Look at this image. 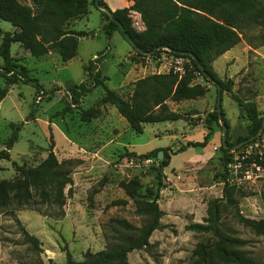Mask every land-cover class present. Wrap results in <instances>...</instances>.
Listing matches in <instances>:
<instances>
[{
	"label": "rangeland",
	"instance_id": "374dc122",
	"mask_svg": "<svg viewBox=\"0 0 264 264\" xmlns=\"http://www.w3.org/2000/svg\"><path fill=\"white\" fill-rule=\"evenodd\" d=\"M20 3L27 5L26 0ZM30 6L32 7V4ZM100 13L96 7L90 5V14L80 23V28L85 25L93 36L79 39L77 54L69 62H62L53 50L34 58L21 46L11 45L10 55L15 65L16 83L9 86L6 97L0 102V150L4 149V144L10 137L9 123L21 126L17 141L9 150L10 160L0 161V179L15 178L16 172L12 162L27 167L36 166L46 158L50 146H53V152L59 161L77 160L78 164L73 173H80L78 169L81 162L74 152L71 151L68 155L63 153L64 142L59 131L65 132L71 138H77L79 132L84 131V137L86 133H94L98 127L104 126L106 134L114 133L111 137L121 133V138L118 137L114 142L130 143L131 150L138 155L154 151L157 146L162 147L159 149L168 150L169 146L175 147L174 139L159 135V132L164 133V127L169 125L166 123L145 124L141 134L129 132L126 121L120 120L115 108L100 104L103 89L100 86L94 88L92 77L85 72L89 66L108 89L127 98L132 93L136 80L154 73H166L173 66L183 67L184 60L176 64L175 59L167 53L158 57L135 56L130 43L118 32L113 33L109 39L106 38ZM102 21L105 22L103 17ZM12 28L8 22L0 20L2 31L10 32ZM66 28L71 30L69 25ZM11 32H14V28ZM260 35H264V26L248 32L228 55L219 58L215 63L217 76L224 82L228 79L233 82L232 94L223 93L221 96V110L229 131L226 142L235 145L232 148L233 154L229 152L231 157L240 155L243 146L235 149L239 145L236 143L248 136L251 125L239 102L254 103L258 116L264 117V41L256 39ZM248 37H251L250 42ZM93 55L97 56L94 61L91 58ZM12 79L11 73L5 77L0 73V88L5 86L6 80ZM193 83L205 88L204 96L186 103L180 108V113L191 124L202 123L207 126L205 117L214 110L216 88L202 76H196ZM80 84L84 88L72 100L71 91L75 85ZM87 90L90 92L85 93ZM82 95L84 103L81 107L79 96L81 99ZM89 112L93 115L87 114ZM191 114L196 116L190 118ZM91 119L95 120V124L87 125L85 121ZM183 123L179 120L172 124L177 132H182ZM210 126L212 131H217L222 136L220 121L212 122ZM97 143L93 140V145ZM56 145L58 148L55 150ZM188 150L177 154H170L168 151L170 161L162 170L163 176L160 180L156 173L158 159L149 163L140 159L139 165L128 167L127 161L130 157L124 156L121 148L105 151L101 161L102 165L107 162L105 167L92 171L87 186L81 189H73L71 186L64 206V215L61 217L54 215V207L42 208L45 215L32 211L28 213L30 219L21 223L17 220V213L31 210L13 213L0 210V264H64L67 253L72 260L81 261L86 251L94 253L104 249L108 238L115 235L107 227L109 219L126 220L133 226L140 227L145 219L135 214L132 201L119 187L120 182L132 178L141 182L140 196L157 195L159 209L163 212L160 219L163 228L152 233L147 249L131 252L128 255V263L193 264L192 250L197 243L208 241L210 235L195 233L186 230V227L201 224L206 217L207 202L222 197L223 182L220 175L224 174V170L218 149L211 161L200 167L195 165L189 173H185L188 178H177L171 169L175 168L174 171L180 173L188 166L186 162L194 153V150ZM190 161L193 162V158ZM252 164L264 166V162L252 157L241 161V171H247L248 176L242 178L243 181L237 188L242 193L237 198V209L242 216L259 220L264 219V174L256 171ZM188 179L190 182L192 180V183L194 181L195 187L211 185V188L199 190L204 193L202 198H199L202 199L201 202L198 199L195 203L193 199L186 198V191L178 188H182L183 184L188 187ZM176 180L178 186L174 185ZM68 188L69 186L66 192ZM118 200H126L128 204L110 206L113 201ZM69 206H74L75 210L70 211ZM221 221L234 236L244 241V249L255 264H264V235H255L249 228L239 224L236 220V210L233 208H227L222 213ZM22 230L36 235L33 236L39 241L37 247L25 240Z\"/></svg>",
	"mask_w": 264,
	"mask_h": 264
},
{
	"label": "trees",
	"instance_id": "16d2710c",
	"mask_svg": "<svg viewBox=\"0 0 264 264\" xmlns=\"http://www.w3.org/2000/svg\"><path fill=\"white\" fill-rule=\"evenodd\" d=\"M132 4L127 9L111 12L117 23L111 21L105 12L101 11L105 23L102 26L107 39L113 32H118L123 39L128 35L134 47L132 50L137 57H158L167 53L174 59H183L182 73L169 69L167 73H154L138 79L129 97L123 98L107 88L99 76L87 67L86 71L93 79L94 87H102L103 95L100 104L110 105L123 118L129 129L135 134L143 132L144 124L177 121L182 115L173 112L166 105L167 101L180 103L191 101L204 96L205 88L193 83L196 76H202L198 65L220 87L223 93L232 94L233 82L221 80L212 67L214 60L234 48L250 31L264 26V0H129ZM99 3L103 6L102 0ZM31 6L24 5L18 0H0V20L8 22L14 32H4L0 29V73L2 77L11 73L12 80H6L0 88V101L15 84V65L10 55L12 44H18L31 57L38 58L50 51H55L62 62L73 59L77 54L78 38L87 37L84 31H73L66 27L71 20L81 19L88 14V6L94 5V0H31ZM139 14L144 25L143 31H137L132 25L131 12ZM123 32L120 31L119 26ZM256 39L264 41V35ZM126 40V39H125ZM248 42L251 37H248ZM127 41V40H126ZM197 63L195 62V60ZM25 81V79H24ZM28 81V80H27ZM83 86L75 85L71 91V99L83 90ZM216 94H217V87ZM88 91V90H87ZM85 91V92H87ZM80 97V96H79ZM250 121V131L245 139L236 144L254 138L261 127L264 117H259L254 103L239 102ZM92 114L89 112L87 114ZM221 120L228 125L221 110ZM219 118L214 110L205 117L203 126L205 135L201 142H188L179 147L177 154L187 148H204L213 133L210 124L217 123ZM20 126L9 123L10 137L0 150V161H9V150L17 141ZM264 132V131H263ZM262 134L258 137L260 138ZM258 138H254L253 141ZM228 149L220 146V162L224 174L220 175L223 182L222 197L207 202L206 217L201 224H192L186 230L210 235L206 242H199L192 250L193 264H255L248 251L244 249V241L233 235L223 225L222 213L227 208L236 210V220L242 226L249 228L255 235H264V219H251L242 216L238 209L237 198L241 192L225 180L228 175L229 154L235 145L226 142ZM168 149L137 155L124 150V156L141 160L153 159L162 152L163 158L158 160L157 178H162V170L168 166L170 155ZM16 176L12 180L0 179V210L11 213L21 210H31L45 215L42 208L56 210L55 216L64 215L67 195L72 186V173L78 162L75 159L59 161L50 146L47 156L34 167L18 165L12 162ZM69 186L66 192V188ZM119 187L129 198L135 214L143 217L144 223L135 227L126 220L109 219L107 227L115 235L108 238L106 247L97 252L86 251L81 261L72 260L67 253L64 264H129L128 255L135 250L147 249L149 238L155 230L162 229L160 219L163 212L159 209L157 195L142 197L139 190L141 182L137 178L122 181ZM96 192V191H94ZM128 204L126 200L113 201L110 206ZM25 240L37 247L39 241L27 231L22 230Z\"/></svg>",
	"mask_w": 264,
	"mask_h": 264
},
{
	"label": "crops",
	"instance_id": "0c3cea01",
	"mask_svg": "<svg viewBox=\"0 0 264 264\" xmlns=\"http://www.w3.org/2000/svg\"><path fill=\"white\" fill-rule=\"evenodd\" d=\"M18 1L21 2L22 0H18ZM26 1H27L26 4L28 6H30V4H31L30 1L31 0H26ZM102 1L104 3L105 7L108 10H110L111 12L116 11V10L127 9L132 4L129 0H102ZM88 2H90V0H88ZM97 10L101 12V10H99V9H97ZM89 14H90V5L88 6V14L85 17H83L82 19H77V20H73V21L70 22L69 27L71 28V30L85 31L86 32L87 31V27L85 25H83L84 28H80V23H82L83 20ZM130 16L132 18L133 27L137 31H143L144 30V25H143V23H142V21L140 19L139 14L134 12V11H132ZM100 17H101V26H103V24L105 22L102 21L101 13H100ZM11 31H13V28H12ZM115 32H113V33H115ZM91 36H93V35H90V33H89V35L87 37L89 38ZM79 39H81V38H78V42H79ZM18 47H19V45H18ZM229 51L224 53L223 55H221L220 57H218V58H216L214 60V62L212 63V67H213L214 71L216 70L215 69V63L217 62V60L219 58H221V57L223 58L226 55H228ZM94 56L95 55H93L91 58L93 59ZM65 64H67V63H65ZM85 73H87V72H85ZM123 77H125V76H123ZM122 83L125 84L124 81ZM89 92H90V90H88L85 93H89ZM192 101L193 100H191V101H182V102H180L178 104L177 103H173L171 101H167L166 105L169 107V109L171 111L181 114L180 113V108L182 106H184L186 103L192 102ZM83 103H84V96L82 95L81 99L79 97V106L82 107ZM102 106L112 107V106L107 105V104L106 105H102ZM102 108H103V113L102 114L104 115V107H102ZM110 110H112V109H110ZM103 115H101V116H103ZM194 116H196V115L191 114L190 118H193ZM119 118H120V120L123 119L120 116H119ZM179 120L184 122L183 126H182V132H177V129L172 124V123H175V122H177ZM179 120H177V121L160 122V123H166L167 125L168 124L169 125L165 126L164 127V133L159 132L160 133L159 135L160 136L161 135H166L168 138L174 139L175 142H176L174 144V146H175L174 148L169 146L170 154L174 153L179 147L185 146L186 143H188V142H201L203 140V137H204L205 133H206L202 123L191 124V123L187 122L183 116ZM86 122H87V125L88 124H95V120H93V119H91L90 121L89 120L85 121V123ZM153 124H158V123H153ZM106 131L107 130H105V127L101 126V127H98L96 129V132H94V133H89L88 132V133H86V135H84V137H83L84 131L83 132H79L77 138H71L70 136H67L68 134H66L65 132L63 133V131H61L62 133H60V131H59V135L62 137L63 142H64L63 146H62V148L64 149L63 153L65 155H68L69 152L72 151L76 155L77 159L80 160V162H81V164L79 166V169H78L81 172L80 173L79 172L78 173L75 172V173L72 174V187H73V189H76V188H80L81 189L82 187L87 186L88 185V181L90 180V175H92V171L97 169V168H100V167H105L104 164H106L107 162L104 161L105 163L103 165H102V162H101V161H103L102 156H104V154H105L104 152L105 151L106 152L107 151H111L113 148L119 147L123 151L126 150L127 152H133L131 150L130 143L127 142L125 144V142H119V143H117V141L114 142L118 137H119V139L121 138V133H117L116 136L111 137V135L114 134V133H112L110 135V134H106ZM130 131L131 130L129 129V132ZM154 137H157V135H154ZM221 138H222V136L219 135V133L217 131H213L209 142L207 143V145L204 148H192V147L187 148V150L188 149L189 150H194V153L189 156L190 158L188 159V162H186L188 166L184 167L183 170H181L180 173L175 172L176 171L175 168L171 169V170H173L174 173H176V175L178 176L177 178H180V179L182 178L184 180L185 178H188L187 177L188 174H185V173H189L191 171V168H194L195 165H199V167H200L203 164L211 161L216 156V154L218 152V149L220 148L219 147V143H221ZM93 140H96L98 142L97 145H93ZM57 148L58 147L56 145L55 146V150ZM159 148H162V147L161 146H157L154 149H159ZM187 150H185L184 152H181V153H185ZM191 158H193V162L190 161ZM177 183H178V180H176V183H174V185L178 186ZM193 183H194V181H193ZM193 183H192V180L190 182V180L188 179V187H187V185L183 184L182 188L180 186H178V188L181 189V190L183 189L184 191H186V194H185L186 198H189L191 200L193 199L194 202L197 203L198 199L202 198L201 196H202V194H204V193H200L199 190L200 189L211 188V185H209L208 187H199V186L195 187V184H193ZM199 200L201 202L202 199H199ZM74 202H75V200H74ZM74 206H75V203H74ZM74 206H72V207L69 206V210L73 212V210H75ZM25 212L26 213L21 211V212L17 213V216H16L17 220H19L21 223H25L26 220L30 219V215H28V213L32 212V211H25ZM33 235L36 236L35 234H33Z\"/></svg>",
	"mask_w": 264,
	"mask_h": 264
},
{
	"label": "built area",
	"instance_id": "2783aa9c",
	"mask_svg": "<svg viewBox=\"0 0 264 264\" xmlns=\"http://www.w3.org/2000/svg\"><path fill=\"white\" fill-rule=\"evenodd\" d=\"M97 59V56L93 57V61ZM181 61H183V59H175L176 64H180ZM173 71L178 72V73H182V67L180 66H173ZM39 100V98H38ZM264 131V128H263ZM262 131V136L260 138H258L255 141H251L246 143L245 145H243L242 150L240 151V155H233V157H231V161L228 164V175L226 178V182L229 185H233L236 188L240 187L241 182L243 181L242 178L245 179V177L248 176V172L247 171H241V161H244L248 158H254L255 160L259 161V162H264V132ZM233 154V150L231 151ZM138 158H130L127 163H128V167H136L137 165H139L140 160ZM153 159H147L144 160L146 163L151 162ZM254 168H256V171H261L264 174V166L258 165L256 166L255 164H252ZM246 175V176H241V175Z\"/></svg>",
	"mask_w": 264,
	"mask_h": 264
},
{
	"label": "water",
	"instance_id": "95a60500",
	"mask_svg": "<svg viewBox=\"0 0 264 264\" xmlns=\"http://www.w3.org/2000/svg\"><path fill=\"white\" fill-rule=\"evenodd\" d=\"M94 5L97 9L101 10L102 12H105L108 17L110 18L111 21H114L115 23L116 20L114 19V17L112 16L111 12H109L107 10V8L105 6H103L102 4L99 3V0H94ZM119 26V29L121 32H123V30L121 29V26ZM125 39L130 43V45L132 47L133 44L131 42V40L129 39V36L128 35H124ZM194 59V58H193ZM195 60V59H194ZM195 62L197 63V61L195 60ZM198 65V69L202 72V75L204 77V79L206 81H208L209 83H211L212 85H215L217 87V95H216V102H215V105H216V113H217V116L219 118V121L221 123V130H222V138H221V146L224 148V149H228L227 145H226V133H227V127L223 124L222 120H221V90H220V87L216 84V82L211 78V76H209L205 71H204V68L202 65L200 64H197ZM263 128H264V120L262 121L261 123V127L259 129V131L256 133L255 137L254 138H258L262 131H263ZM254 138H250L249 140L247 141H244L242 143H240L239 145H237L235 147V149H238L240 147H242L243 145H245L246 143L248 142H251L252 140H254ZM163 157V153L162 152H159L157 153L155 156H153L154 159H158V160H161Z\"/></svg>",
	"mask_w": 264,
	"mask_h": 264
}]
</instances>
